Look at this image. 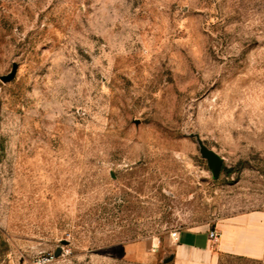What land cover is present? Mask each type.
Returning <instances> with one entry per match:
<instances>
[{
  "label": "rangeland",
  "instance_id": "obj_1",
  "mask_svg": "<svg viewBox=\"0 0 264 264\" xmlns=\"http://www.w3.org/2000/svg\"><path fill=\"white\" fill-rule=\"evenodd\" d=\"M13 66L0 264H171L173 233L264 211V0H0Z\"/></svg>",
  "mask_w": 264,
  "mask_h": 264
},
{
  "label": "crops",
  "instance_id": "obj_2",
  "mask_svg": "<svg viewBox=\"0 0 264 264\" xmlns=\"http://www.w3.org/2000/svg\"><path fill=\"white\" fill-rule=\"evenodd\" d=\"M218 234L208 238L210 230ZM210 230L176 232L168 260L171 264H217L222 254L250 259L264 258V211H250L216 222Z\"/></svg>",
  "mask_w": 264,
  "mask_h": 264
},
{
  "label": "water",
  "instance_id": "obj_3",
  "mask_svg": "<svg viewBox=\"0 0 264 264\" xmlns=\"http://www.w3.org/2000/svg\"><path fill=\"white\" fill-rule=\"evenodd\" d=\"M15 70H16V67L13 66L11 72L5 76H1L0 80L2 82L10 81L14 77ZM200 152H201V155L207 160L210 170L212 172V176L217 177L219 170H220L221 158L217 156L216 154L208 151L202 145H200Z\"/></svg>",
  "mask_w": 264,
  "mask_h": 264
},
{
  "label": "built area",
  "instance_id": "obj_4",
  "mask_svg": "<svg viewBox=\"0 0 264 264\" xmlns=\"http://www.w3.org/2000/svg\"><path fill=\"white\" fill-rule=\"evenodd\" d=\"M176 233H173L172 236L175 237ZM218 237V234L215 232V230H210L208 233V238L212 241H216Z\"/></svg>",
  "mask_w": 264,
  "mask_h": 264
}]
</instances>
